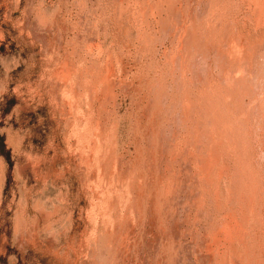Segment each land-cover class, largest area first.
I'll use <instances>...</instances> for the list:
<instances>
[{
    "label": "rangeland",
    "instance_id": "rangeland-1",
    "mask_svg": "<svg viewBox=\"0 0 264 264\" xmlns=\"http://www.w3.org/2000/svg\"><path fill=\"white\" fill-rule=\"evenodd\" d=\"M0 264H264V0H0Z\"/></svg>",
    "mask_w": 264,
    "mask_h": 264
}]
</instances>
